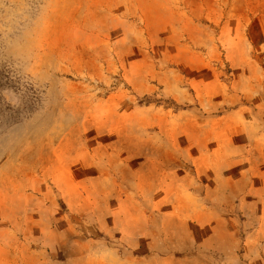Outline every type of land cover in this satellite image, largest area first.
Returning a JSON list of instances; mask_svg holds the SVG:
<instances>
[{
  "label": "rangeland",
  "instance_id": "obj_1",
  "mask_svg": "<svg viewBox=\"0 0 264 264\" xmlns=\"http://www.w3.org/2000/svg\"><path fill=\"white\" fill-rule=\"evenodd\" d=\"M181 183L264 231V0H0V264L184 262Z\"/></svg>",
  "mask_w": 264,
  "mask_h": 264
},
{
  "label": "crops",
  "instance_id": "obj_2",
  "mask_svg": "<svg viewBox=\"0 0 264 264\" xmlns=\"http://www.w3.org/2000/svg\"><path fill=\"white\" fill-rule=\"evenodd\" d=\"M176 173H180V170ZM154 184L152 185V181L148 182L150 187ZM165 184L169 182H163L161 186ZM183 185L184 183L176 184V187L182 189L179 194L164 199L166 204L173 203V212L178 213L177 221L182 225L173 233L175 242L181 246L177 249L178 257L184 258V262L180 260L178 264H264V231L260 228V223L253 230L243 229L240 232L233 223L229 224L227 221L225 224L219 214H212L213 211L218 213V208L207 206L208 203L212 205V202H206L189 190H183ZM153 196L150 198L152 208L149 214L158 215L162 210L156 206L158 203ZM152 199L154 200L151 201ZM131 201L135 205L130 214H138L137 211L141 208L138 209L136 203L143 205L142 202Z\"/></svg>",
  "mask_w": 264,
  "mask_h": 264
}]
</instances>
